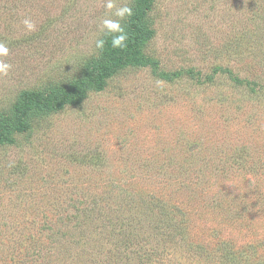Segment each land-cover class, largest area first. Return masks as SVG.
Here are the masks:
<instances>
[{"label":"rangeland","instance_id":"1","mask_svg":"<svg viewBox=\"0 0 264 264\" xmlns=\"http://www.w3.org/2000/svg\"><path fill=\"white\" fill-rule=\"evenodd\" d=\"M141 9L0 0V121L86 81ZM141 26L102 90L0 145V264H264V0H152Z\"/></svg>","mask_w":264,"mask_h":264},{"label":"trees","instance_id":"2","mask_svg":"<svg viewBox=\"0 0 264 264\" xmlns=\"http://www.w3.org/2000/svg\"><path fill=\"white\" fill-rule=\"evenodd\" d=\"M142 9L131 13L130 29L119 39H109L103 44L104 58L102 63L92 67L88 79L73 90L61 96L29 94L24 97L23 104L17 109L12 123L0 121V145L12 142V133H24L32 116L61 111L68 105H79L83 101L81 91L94 88L102 90L107 81L119 70L129 64L128 59L136 51L144 38L141 22L143 16L151 8L152 0H140Z\"/></svg>","mask_w":264,"mask_h":264},{"label":"clouds","instance_id":"3","mask_svg":"<svg viewBox=\"0 0 264 264\" xmlns=\"http://www.w3.org/2000/svg\"><path fill=\"white\" fill-rule=\"evenodd\" d=\"M22 23L27 31L29 32L35 31L36 25L30 18H25L22 21ZM7 52L8 49L6 45L0 43V54H7ZM11 68H12L11 64L0 61V75H7L11 71Z\"/></svg>","mask_w":264,"mask_h":264}]
</instances>
